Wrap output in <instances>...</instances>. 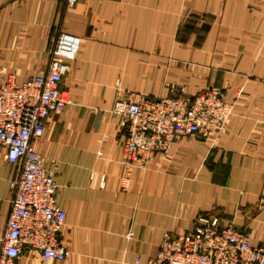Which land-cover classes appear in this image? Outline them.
I'll return each instance as SVG.
<instances>
[{"label":"crops","instance_id":"crops-1","mask_svg":"<svg viewBox=\"0 0 264 264\" xmlns=\"http://www.w3.org/2000/svg\"><path fill=\"white\" fill-rule=\"evenodd\" d=\"M59 32L79 39L62 67L71 101L33 148L66 212L68 256L24 248L16 264H146L165 234L202 215L264 248V0H0V71L20 83L44 73ZM178 86L223 90L234 102L227 132L183 134L147 167L125 164L116 100ZM6 151L0 143V239L16 173Z\"/></svg>","mask_w":264,"mask_h":264},{"label":"built area","instance_id":"built-area-1","mask_svg":"<svg viewBox=\"0 0 264 264\" xmlns=\"http://www.w3.org/2000/svg\"><path fill=\"white\" fill-rule=\"evenodd\" d=\"M78 46L77 37L59 32L44 73L20 83L15 74L0 71V143L7 147L6 159L16 166L0 264H16L24 248L38 250L47 259L68 256L59 239L66 212L56 201L53 172L44 166L33 142L43 136L47 118L71 101L61 87L62 67ZM233 109L234 102L214 88L186 94L178 86L171 96L131 94L118 99L112 112L125 119L123 161L147 167L183 134L213 140L227 132ZM146 264H264V248L250 244L248 235L232 224L221 226L217 217L202 215L192 231L165 234Z\"/></svg>","mask_w":264,"mask_h":264}]
</instances>
